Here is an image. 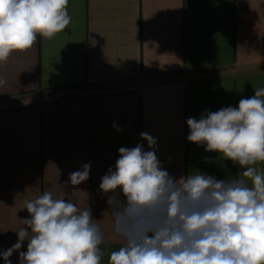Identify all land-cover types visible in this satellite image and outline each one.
I'll use <instances>...</instances> for the list:
<instances>
[{
  "label": "crops",
  "instance_id": "0c3cea01",
  "mask_svg": "<svg viewBox=\"0 0 264 264\" xmlns=\"http://www.w3.org/2000/svg\"><path fill=\"white\" fill-rule=\"evenodd\" d=\"M67 10L63 32L38 35L0 63V253L30 218L25 201L48 191L90 207L108 264L122 241L99 185L119 148L150 150L140 133L156 138L162 168L177 179L243 171L189 142L186 120L264 88V0H69ZM88 163L89 178L71 185L69 174ZM255 167L264 172V162Z\"/></svg>",
  "mask_w": 264,
  "mask_h": 264
},
{
  "label": "clouds",
  "instance_id": "9594fccd",
  "mask_svg": "<svg viewBox=\"0 0 264 264\" xmlns=\"http://www.w3.org/2000/svg\"><path fill=\"white\" fill-rule=\"evenodd\" d=\"M68 4L0 0V63L31 49L38 35L50 40L63 32L72 19ZM186 123L189 142L243 171L228 180L200 172L177 179L162 168L156 138L140 133L150 150L142 144L119 148L115 169L99 185L108 196L111 232L122 241L108 264H264V172L255 167L264 162V88L236 107ZM90 169L88 163L70 173L71 185L86 181ZM24 208L30 218L22 220L17 242L0 253L5 264L26 239L20 264H101L105 232L90 207L45 191Z\"/></svg>",
  "mask_w": 264,
  "mask_h": 264
}]
</instances>
